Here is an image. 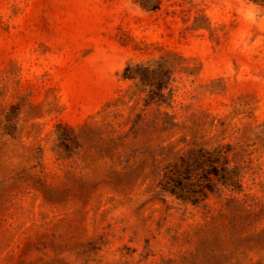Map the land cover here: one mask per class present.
<instances>
[{"label": "rangeland", "instance_id": "1", "mask_svg": "<svg viewBox=\"0 0 264 264\" xmlns=\"http://www.w3.org/2000/svg\"><path fill=\"white\" fill-rule=\"evenodd\" d=\"M0 264H264V0H0Z\"/></svg>", "mask_w": 264, "mask_h": 264}, {"label": "trees", "instance_id": "2", "mask_svg": "<svg viewBox=\"0 0 264 264\" xmlns=\"http://www.w3.org/2000/svg\"><path fill=\"white\" fill-rule=\"evenodd\" d=\"M171 192L173 194L177 195L182 200L193 201V202H196L198 200L197 197H195V195H193V194H195L194 192L190 193V192L184 191L182 189L180 191L171 189Z\"/></svg>", "mask_w": 264, "mask_h": 264}]
</instances>
